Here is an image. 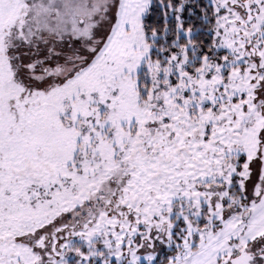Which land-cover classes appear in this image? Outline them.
Instances as JSON below:
<instances>
[{
    "label": "snow or ice",
    "instance_id": "snow-or-ice-1",
    "mask_svg": "<svg viewBox=\"0 0 264 264\" xmlns=\"http://www.w3.org/2000/svg\"><path fill=\"white\" fill-rule=\"evenodd\" d=\"M0 264H264V0H0Z\"/></svg>",
    "mask_w": 264,
    "mask_h": 264
}]
</instances>
